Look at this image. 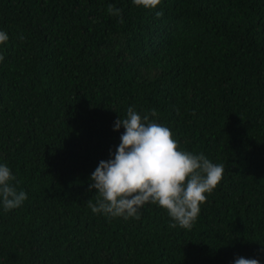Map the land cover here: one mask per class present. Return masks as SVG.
I'll return each instance as SVG.
<instances>
[{"label": "trees", "instance_id": "obj_1", "mask_svg": "<svg viewBox=\"0 0 264 264\" xmlns=\"http://www.w3.org/2000/svg\"><path fill=\"white\" fill-rule=\"evenodd\" d=\"M0 31V164L28 196L0 204V264H264V0H0ZM129 107L224 165L191 230L87 207Z\"/></svg>", "mask_w": 264, "mask_h": 264}, {"label": "clouds", "instance_id": "obj_2", "mask_svg": "<svg viewBox=\"0 0 264 264\" xmlns=\"http://www.w3.org/2000/svg\"><path fill=\"white\" fill-rule=\"evenodd\" d=\"M133 4L155 10L161 0H133ZM107 11L109 15L121 16L112 5ZM162 15L156 12L157 17ZM8 40V34L0 31V45ZM156 116L155 109L141 115L129 107L126 117L114 122V131L123 128L124 132L110 158L101 160L91 174L89 191L95 194L86 204L94 214L125 220L139 219L141 209L154 204L167 212L173 221L171 227L179 225L191 230L206 194L210 195L221 182L224 165L213 163L203 153L180 150L172 131L150 119ZM14 181L10 167L0 164V204L5 212L21 207L28 199L25 191L17 190ZM234 264L260 262L237 257Z\"/></svg>", "mask_w": 264, "mask_h": 264}]
</instances>
